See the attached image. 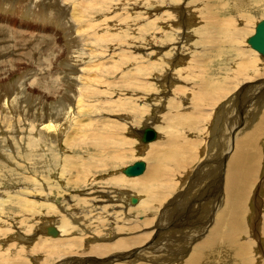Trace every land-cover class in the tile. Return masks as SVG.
Here are the masks:
<instances>
[{
  "label": "rangeland",
  "instance_id": "374dc122",
  "mask_svg": "<svg viewBox=\"0 0 264 264\" xmlns=\"http://www.w3.org/2000/svg\"><path fill=\"white\" fill-rule=\"evenodd\" d=\"M262 18L264 0H0V251L7 255L19 249L23 243L16 241H23L21 234L34 233L35 226L43 228L47 219L82 213L87 222L102 217L108 218L107 225L113 223L109 218L116 211L102 209L100 198L93 201L95 190L109 192L107 198L118 191L115 199L125 208L130 193L141 197L127 185L130 178L122 168L139 159L150 165V147L160 142L143 148L140 131L151 125L163 136L171 133L167 119L176 107L185 113L194 108L192 94L200 91L206 71L219 87L232 90L235 84L229 80H237L236 62L240 61L234 46H240L244 57L257 59L256 68L262 67L264 56L247 43ZM226 19L233 23H217ZM232 32L239 43L231 47L228 39L219 37ZM213 38L214 47L210 45ZM250 71L252 76L255 71ZM247 76L238 77L242 81L236 88L242 95L233 109V101L225 96L207 100L202 104L203 120L198 122L202 129L177 125L173 132L206 144L212 131L229 130L239 106L254 117L264 99L260 94L264 84L252 87L254 80ZM182 85L187 87L181 93ZM222 104L228 106L220 110ZM49 121L57 123L60 132L49 131ZM108 136L114 139L106 151L97 144ZM114 151L122 155L120 161L107 156ZM117 177L123 181L117 182ZM216 183L212 181V188ZM200 184L183 187L190 192L186 205L199 193L196 188L202 189ZM21 199L27 202L22 204ZM161 206L165 207L164 202ZM160 209L151 211L149 218L157 219L156 213L160 217ZM192 210H170L161 222L170 223L162 230V238L172 232L175 239L176 227L186 228L198 219ZM129 213L131 217L142 214L135 206ZM24 245L28 252L22 251L21 257L32 264H59L78 256L72 254L78 247L71 254L46 256Z\"/></svg>",
  "mask_w": 264,
  "mask_h": 264
},
{
  "label": "bare ground",
  "instance_id": "6f19581e",
  "mask_svg": "<svg viewBox=\"0 0 264 264\" xmlns=\"http://www.w3.org/2000/svg\"><path fill=\"white\" fill-rule=\"evenodd\" d=\"M214 21L211 20L210 22ZM217 23L222 25L233 22L232 19H226ZM221 36L228 39L231 47L239 43V37L235 32H232L231 35L225 34V36L220 34V40ZM213 37H216V34ZM223 37L224 43L227 42ZM210 42V45L214 47L216 38ZM234 47L240 55V61L236 62L237 80L235 78L229 80L235 84L232 90H229V87L227 88L225 85L219 87V83L213 81L210 78L212 76H208V71H206L205 76L207 75L208 78L204 76L200 82V91L192 94L194 108L188 113L177 107L174 108L175 113H172V118L167 119L168 126H172V132L165 136L158 132V139L156 140H159L160 143L150 147L149 153L153 161L150 165L147 164L144 176L143 173L128 176L131 183L129 184L127 181V185L132 187L133 190L131 191L135 194L141 193L142 198H139L138 195L137 201L134 203L132 201L134 195L130 193V198L126 200V203L128 206H132L133 203V207L139 208L142 214L137 213L136 217H131L129 211L133 207L127 206L125 208L124 203H118L119 199H115L118 198V191L114 190L116 193L107 198L109 192L103 194L104 192L102 193L101 190H95L97 195L94 198L91 196L93 193L89 194L92 200L100 198L101 202L104 203L100 205L102 209L112 207V210L116 211L109 218L110 222L113 221V223L107 225L108 218L105 221L102 217H94V222H87L82 213L73 217L65 215L55 220L54 218L53 220L47 219L43 226L44 229L35 226L36 228L34 227L32 230L34 233L28 235L24 232L21 234L19 238H22L23 241L15 240L23 243V245H19L21 249H16L14 252L7 249L10 252H7V255L1 250L0 264H32L31 260L21 257L22 251L28 252L24 243L33 248L34 254L41 251L46 256H53L56 253L71 254V249L78 247V252L72 253L78 255L77 257L64 259L59 264H264V99L260 102L258 106L260 108L257 109L254 117H251L243 105L242 107L239 106L238 114L234 116L236 118L232 119L233 124L230 125L229 130H225L223 127L218 134L213 131L209 132L207 139L211 138L208 142L206 141V144L200 139L193 140L187 136L185 138L181 133L173 132L178 127L177 125H183L187 130L202 129L198 122L203 120L204 109L202 104L207 100L225 96L228 102L233 101L230 107L233 109L236 100L239 101L242 95V90L237 91L239 88L236 87L244 79L243 75H248L250 80H254V83L250 85L252 87L259 86L261 83L264 84V60L263 68H256L258 66L256 64L257 59L251 60L244 57L240 46ZM86 54L89 55V53ZM251 69L255 71L252 76H250ZM239 76L242 80L238 78ZM186 87V85L179 86L180 89L182 88L181 93L185 91ZM260 91L262 92L261 95L264 94V85L260 86ZM262 96L264 97V95ZM223 106L228 105L222 104L220 110ZM241 112L244 113V122H241L243 119ZM49 122L46 124V128L56 133L60 127L53 121ZM113 139L114 137L108 136L105 140L99 139L98 144L96 139L95 143L98 147L104 146L103 149L106 150L108 145H112ZM151 142H148L149 145ZM142 143L143 148L148 145V143ZM210 143L213 144L212 147ZM208 146L209 150H207ZM143 148L140 149L143 150ZM107 156L109 158L112 156V161L122 159V155L117 152ZM102 160L104 161L105 157ZM166 163L170 165L166 166ZM89 166L91 164L86 167ZM175 176L176 178H174ZM215 180L217 186L212 188V181ZM116 181L122 182L123 180L117 177ZM109 182L112 183L111 179ZM200 182H203L202 185L200 184L202 189L196 188L199 193L196 194L192 202L188 200L189 204L186 205L184 200L190 192L184 190L183 187L188 188L190 185L194 187ZM204 184L205 186L208 185V189L207 187L204 188ZM84 198L80 199L83 201ZM23 201L27 202L21 199L20 203ZM73 201L76 200L70 199V202ZM162 202H164L165 207L161 206ZM175 204L177 205L173 207ZM195 204L199 206L196 207ZM158 206L161 207L159 210L161 211L160 217L159 213H156L157 219L149 218L151 211L156 212ZM28 207H32V205H28ZM173 209L188 211L193 209L196 212L193 210L192 212L195 216L198 214L196 216L198 219L192 220L193 223L186 228L176 227L175 230L178 229V234H175V239L172 238V232L170 235L167 233L168 236L163 239L162 230L170 227V223L169 221L163 224L161 222L168 217L167 214ZM120 213H124L121 220L118 217ZM188 215L190 216V214ZM139 216L142 218L137 220L136 218ZM78 218L84 224L77 221ZM51 226L56 227V234L48 231ZM61 234H66V236L60 237ZM87 234L89 237L86 239L87 243H84ZM59 238L62 240L54 242ZM17 246L16 243L13 247ZM14 256H18L22 260L13 262Z\"/></svg>",
  "mask_w": 264,
  "mask_h": 264
},
{
  "label": "water",
  "instance_id": "95a60500",
  "mask_svg": "<svg viewBox=\"0 0 264 264\" xmlns=\"http://www.w3.org/2000/svg\"><path fill=\"white\" fill-rule=\"evenodd\" d=\"M247 42L253 49L264 55V18L257 22L255 32L247 38ZM140 132H142L140 141L144 143L154 141L158 137L157 129L151 125H146ZM147 164L148 163L145 159L136 160L122 168V173L126 176L140 175L146 171ZM132 201L135 203L137 201V197L133 196ZM55 228V226H51L48 231L56 234L57 232L55 231Z\"/></svg>",
  "mask_w": 264,
  "mask_h": 264
}]
</instances>
